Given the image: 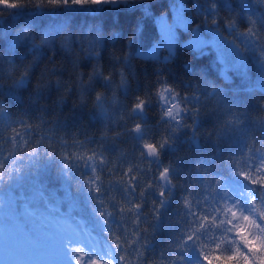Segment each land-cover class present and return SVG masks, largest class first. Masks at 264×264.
I'll return each mask as SVG.
<instances>
[{
	"label": "trees",
	"instance_id": "16d2710c",
	"mask_svg": "<svg viewBox=\"0 0 264 264\" xmlns=\"http://www.w3.org/2000/svg\"><path fill=\"white\" fill-rule=\"evenodd\" d=\"M212 2L219 5L220 12L237 13L241 18V26H246V14L258 12L254 0H132L130 5L56 7L54 11H36V7L30 5L10 12L8 7H4L0 14V55L20 64L35 57L39 59L26 87L0 88V105H7L9 115L13 118L25 115L37 120L56 114V134L62 138L78 137L85 146L90 144L109 160V165L114 166L111 174L106 172L107 166L100 167V171H105L106 179L111 175L112 180L107 187L110 191L115 190L118 197L123 199V189L118 186L115 177L123 175L124 166L127 164L142 167L145 162L139 158L140 137L125 131L126 127L131 128V125L138 121L130 119L129 113L122 109L130 107L135 96L143 94L145 85L150 84L157 75L167 73L168 82L178 85L183 91H191L194 80L198 81L197 87L202 84L200 77L203 75L224 89L226 100L230 104L229 111H216L215 101L205 100L203 97L197 100L190 96L186 106L191 108L198 104L200 108L197 125L199 146L194 142L193 136L189 138L190 130L184 129L175 137L174 145L164 150L159 164L155 161L154 163L159 167L160 164L172 161L175 165L172 175L179 179L189 172L190 184L195 185L196 192L204 194L211 186V179L215 174L211 167H207L202 170L201 178L194 168L197 161L215 154L218 146L202 137L233 109L245 111V131L229 136L219 146L222 153L242 151L246 147L248 135L259 132L252 114L260 111L257 97L264 99V65L260 63L255 44L249 42L248 52L240 54L217 28L207 24L198 25L201 16L215 15L209 7ZM180 7L184 20L187 19L189 24L188 27L177 29L174 54L167 58H164L166 55L159 58L148 57L147 54L161 41L159 17L171 16L173 9ZM260 15L264 16V12H260ZM26 27L31 28L32 33L21 38L18 33ZM45 33L51 37L50 45L55 49V55L48 46H37L34 43ZM195 33L208 41V49L197 46ZM67 34L87 37L92 41L90 46L93 52L100 51L99 58L106 68L121 67L120 72L128 73L129 85L126 90L117 91L119 107L111 109L110 122L105 121L92 109L90 103L77 106L75 89L67 96L68 100L63 105L56 100L59 90L55 85L40 93H36L34 89L35 80L49 56H53L57 64H67L71 61L72 54L61 49L58 43L60 38ZM189 42H192L193 47L187 45ZM124 52L128 54L127 62L123 59L124 55H117ZM94 62L92 56L81 57V67L86 71ZM57 74L67 78L66 71ZM125 76L128 79L126 73ZM117 86L114 84V87ZM105 87L104 82L97 78L89 95ZM196 95H207V89L201 88L200 93L196 92ZM157 111V105L150 103L143 114L136 113V117L151 131L150 135L162 130L164 122H157ZM186 119L191 121L190 113L186 114ZM3 128L4 117L0 116V135L3 134ZM102 128L106 134L104 139L99 135ZM179 156L183 158L177 159ZM2 157L3 153L0 152V158ZM21 168L20 174H13L11 183L7 182L0 188V199L4 202V206L0 207V233L4 230L9 232L29 213L37 216L53 214L54 217H63L86 225L110 242L109 230L117 228L121 222L113 215L105 217L109 221L108 225H105L99 217L98 213L104 210L105 205H99L86 191L82 182L83 177L90 174V168L73 165L70 172H66L61 161L56 158L49 159L46 155L22 163ZM217 174L225 178L232 196L248 187L245 181L233 176L226 169H220ZM184 192L186 189L177 188L170 202L162 210L160 218L154 222L155 233L148 248L149 255L159 254L169 241L178 242L180 225L174 224L173 219L179 215V202ZM147 195L158 199L154 192ZM107 207L114 210L115 205L109 204ZM184 223H187V219ZM184 264H201L199 254L190 252Z\"/></svg>",
	"mask_w": 264,
	"mask_h": 264
},
{
	"label": "clouds",
	"instance_id": "9594fccd",
	"mask_svg": "<svg viewBox=\"0 0 264 264\" xmlns=\"http://www.w3.org/2000/svg\"><path fill=\"white\" fill-rule=\"evenodd\" d=\"M43 2L45 0H0V6L11 7L24 3L40 4ZM254 3L258 12L256 14H246L244 17L246 26H241V18L237 13L226 14L220 12L218 10L219 5L214 2L210 3L209 7L213 9L215 15L201 16L197 23L198 25L207 24L217 28L240 54H244L242 49L247 47L248 41L255 45L256 42L264 44V19L260 15V12H264V4L258 3L257 0H254ZM35 10L54 11L56 7H36ZM221 21H223V24H221ZM64 37L71 41V52L65 48ZM58 43L61 49L72 54V59L67 64H57L56 60H53V56H49L35 80L34 89L36 93L55 85L59 90L56 100L60 105H63L68 100L67 96H70L75 89L77 106H82L80 98L81 82L88 84L89 77L94 71L102 72L105 76L111 74L114 84L119 85L121 75L119 69L121 67L109 66L106 68L99 58L100 51L93 52L87 37L67 34L62 36ZM44 46H48L53 50V55H55V49L51 45ZM256 47L258 54L259 47L258 45ZM85 53L87 54L85 55ZM78 54L79 58H77ZM125 54L127 53H117V55ZM82 56H92L95 61L87 71L81 67ZM38 59L39 57H35L26 63L20 64L11 58L0 55V88L4 86H8L10 89L26 87ZM65 71L67 72V78L57 74ZM125 73L128 77V73L124 71V75ZM21 76L24 77L22 83H20ZM97 78L99 77L94 78L93 84ZM197 84L198 81L194 80L193 89L183 91L178 85L168 82L167 73H164L155 76L150 84L147 83L143 94L135 96L130 108H135L141 100L148 101L147 105L155 103L158 107L157 122L163 121L164 123L161 127L162 130L145 136L143 141L140 142L143 152L139 151V158L145 162L144 165L138 167L135 164H127L124 166L123 175L115 177L118 186L123 189V199L118 197L115 190L110 191L108 189L107 185L112 180L111 175L106 179L105 171H100V165L107 166L106 172L111 174L114 171V166L109 165V160L90 144L85 146L78 137L62 138L56 134L54 130L57 120L56 114L37 120L30 119L25 115H17L13 118L9 115L7 105H0L4 109L3 114L0 115L4 117L3 134L0 135V152L3 153V157L0 158V179L7 183L9 177L13 174L22 172V163L45 155L49 159L56 158L61 161L62 168L66 172H70L73 165L90 168V174L84 176L82 182L86 191L92 195L94 200L99 205H105L104 210L99 211V217L103 219V223L106 225L109 221L105 217L113 215L117 216L121 222L117 228L110 229L108 235L111 244L121 250L120 259L122 264H182L183 258L188 255L184 251L185 245L192 236H195L196 239L192 240L191 244H187V247L191 252L195 251L199 254L201 264H232L226 257L239 255L237 246H242V238L237 233L242 224L241 216L248 215L245 209L239 207V205L242 199H247V196L241 197L239 195L235 197V200L221 198L223 192L221 191L220 196H217L214 191L216 185L213 183L205 190L204 194H201L195 191V185L190 184L189 172L177 179L172 175L175 167L172 161L160 164L159 167L154 163V161L162 160L165 146L171 144L173 140L175 141V137L183 130L174 136L173 128L176 123L183 124L186 129L190 130V139L193 136L191 129L195 123V134L197 135L198 122H194L192 119L189 121L185 115H182V110L186 111L189 107L179 102L185 94L190 97L198 92ZM168 88L172 89V92L168 93L169 97L173 93L179 97L176 101V107L172 110H168L167 104L162 99L161 89ZM122 90L124 89H117V91ZM111 91L107 88H99L92 95L86 96V103H90L93 107L95 98L99 93L103 92L111 96ZM257 103L260 105V111L252 114L255 123H258L259 118L264 117V99L257 97ZM234 111L237 110L233 109L215 127L204 134L202 138L206 141L211 140L218 146V149L215 154L207 156L205 160L197 161L194 171L201 178H203L202 170L207 167H211L214 176L217 177L220 169H226L230 173L246 171L251 178L259 179L260 183L264 184V179H260L256 175L257 172H264V163L260 161V151H258L264 150V145H262L264 136L260 132L250 133L246 139V147L240 152L222 153L219 150V146L231 134L221 136L219 143L216 142L217 134L221 130L227 132V129H222L221 125L227 122ZM170 119L172 120L171 124L169 123ZM144 126L142 122L138 121L133 123L131 128L140 131ZM233 127V125L228 124V128ZM48 133H53V135H47ZM99 135L101 139L105 138L106 134L103 128ZM250 147L251 151H249ZM144 153L147 154V159H144ZM182 158L181 156L177 157V159ZM169 169H171V175H169ZM238 177L245 181L248 187L252 186L243 175H238ZM177 188L186 189V192L182 193L179 202V215L173 219L174 224L180 225L178 242L169 241L159 254L149 255L148 248L155 233L154 222L160 218L162 210L170 202ZM260 191L261 189L257 190V197H259ZM149 192H154L158 199L148 196ZM101 197H104V199H101ZM109 204L115 205L114 210H109L107 207ZM146 204L147 209L145 210ZM198 208L201 216L193 219V214ZM215 209L219 210L216 211ZM234 210H237L239 214L232 215ZM257 210H259L258 203ZM185 219H187V223H184ZM228 245L232 246L231 251L228 250ZM69 254L71 264H115L111 256L102 257L94 254L83 244L73 243L69 248ZM205 256H207V260H205Z\"/></svg>",
	"mask_w": 264,
	"mask_h": 264
},
{
	"label": "snow or ice",
	"instance_id": "6c2138e0",
	"mask_svg": "<svg viewBox=\"0 0 264 264\" xmlns=\"http://www.w3.org/2000/svg\"><path fill=\"white\" fill-rule=\"evenodd\" d=\"M118 2H128V0H45V2L40 4H29L24 3L20 5H14L11 7H8V10L15 11L18 8L21 7H28V6H35V7H73V6H80V7H86V6H101L105 3H118ZM258 3L264 4V0H257ZM4 9V6H0V14H2ZM262 19H264V16H262ZM32 33L31 28H24L21 30V33H18V35H21V38L30 36ZM63 42L65 45V48L71 52V41L67 38H63ZM250 42V41H248ZM35 44H38L39 46L44 45H50L51 43V37L49 34L45 33L38 37L35 41ZM92 41L89 40V44L91 45ZM256 45L259 47L258 55L260 57V63L264 65V44H259V42H256ZM255 45V50L257 51V47ZM239 47V45H237ZM244 53L248 52V48L244 47L242 49ZM119 59V57H118ZM123 59L125 62L128 60V54H125ZM220 60V57H218ZM221 62V61H220ZM223 64V63H222ZM99 77L103 80L104 84L106 85L105 88L112 90L111 96L106 95L105 93L101 92L99 93L95 101L93 103L92 109H95L99 115H101L105 121L111 120V109L113 107H119V101L117 99V89L123 88L124 90L127 89L128 85V79L124 75L123 72H121L120 75V82L117 87H114V79L111 74L105 76L102 72H96L94 71L91 76L89 77L88 84H84L83 81L81 82V88H80V98H81V104L82 106L87 105L86 103V96L89 95L90 92H92L93 88V80L94 78ZM24 77L21 76L20 83L23 82ZM202 84L198 85L199 93L200 89H207V95L200 96L196 95L194 93L192 97H194L197 100H201V97H203L205 100H212L215 101V108L216 111H223L228 112L230 109V104L226 100L225 92L222 87H218L215 85L212 81L207 80L203 75L200 77ZM172 92L171 88L168 89H161L162 93V99L165 101V103L168 106V110H172L176 107V101L179 99V97L173 93L171 97L168 96V93ZM188 96L185 95L182 100H180V104L186 105ZM147 103L148 101L141 100L137 103V106L135 108L126 107L122 109L123 111H126L129 113L130 119L133 121H140V118L136 117V113L143 114L147 110ZM4 112V109L0 107V115H2ZM191 115V119L194 122H198L200 118V108L198 107V104L195 106H192L191 108L187 109L186 111L182 110V115L189 114ZM247 120V114L245 111H234L232 112L231 117L227 120V122L223 125H221L222 129H227V132L221 130L218 132L216 137V142H220L221 136L226 135H235L238 133H243L245 131L244 125ZM169 123H172V120L170 119ZM228 124L233 125V128H228ZM257 129L261 133L262 136H264V117H261L258 119V123H255ZM186 129L183 124L176 123L173 128V135L175 136L178 134L181 130ZM125 131L128 133H132L137 137H140L139 143L143 141L145 136L150 134V131L144 126L141 128L140 131H136L132 128H125ZM193 133V139L194 142L197 143V146H199L198 141L199 138L197 137L196 133V127L195 123L192 126L191 129ZM175 141L173 140L171 144L166 145L165 147L173 146ZM262 145H264V141H262ZM140 152H143V149L140 148ZM249 151H251V147L249 148ZM260 151L259 159L262 163H264V150H258ZM144 159H147V154H143ZM251 159V156L249 157ZM157 164H159V161H155ZM103 165H100L102 167ZM233 176L243 175L246 180L249 181V183L252 185L251 187H247L245 191L240 193L241 197L247 196V199H242L240 201L239 207H242L245 209V211L248 213V215H242L241 220L242 224L238 229V235L242 238V246H237L239 255H232L229 257H226L227 260L231 261L232 264H264V184H261L259 179L251 178L246 171L241 172H233L231 173ZM169 175H171V169H169ZM257 177L260 179H264V172H257ZM13 179V176L9 177L8 182L11 183ZM211 183L216 185L215 193L217 196H220L221 191L223 192V196L221 198H230L232 200H235V197L231 194V189L228 187L226 180L222 176H214L211 180ZM5 186V181L3 179H0V188H3ZM261 189L259 197H257V190ZM131 191V189H129ZM257 203L259 206V210H257ZM4 206V202L2 199H0V207ZM218 211L219 209H215ZM238 211L234 210L232 212V215H238ZM201 212L198 208L195 214H193V219L200 217ZM106 225V224H105ZM86 230L87 228H81L79 226L73 225L69 223L67 226L60 229V235H59V248L62 252V254L67 259L68 262H71L70 260V254H69V248L73 243L76 244H83L84 239L86 238ZM25 231H27V226H25ZM196 237L192 236L191 239L187 241V244H191L192 240H195ZM75 241V242H74ZM33 246H36V242H32ZM187 244L185 245L184 251L190 255L191 250L187 247ZM111 245V248L108 251L107 256H111L113 258V255L115 254V258L113 260L115 261V264H122V261L120 259V252L121 250L118 249L116 246ZM231 245H228V250L231 251ZM93 253H95V245L93 246ZM186 256L183 258L182 264H184ZM220 258V257H217ZM205 260H207V256H205Z\"/></svg>",
	"mask_w": 264,
	"mask_h": 264
},
{
	"label": "rangeland",
	"instance_id": "374dc122",
	"mask_svg": "<svg viewBox=\"0 0 264 264\" xmlns=\"http://www.w3.org/2000/svg\"><path fill=\"white\" fill-rule=\"evenodd\" d=\"M131 2L132 0H128V2L105 3L101 7L107 5L118 6L121 4L130 5ZM188 24V20H184L182 7L173 9L171 16L163 15L159 17L158 26L161 33V41L153 47L147 56L159 58L166 55L164 58L171 57L175 52L176 38L178 36L177 29L179 27H188ZM194 37L198 47L201 46L205 50L209 48L208 41L202 38L200 34L195 33ZM187 45L193 47L192 42L187 43ZM241 192L243 191H238L233 196L237 197ZM42 234H47V236H40L36 239L30 233L24 236L22 231L18 236H13L11 241L6 235H0V264H67V259L59 248V239L51 241L55 235L54 231L50 230L47 233L43 231ZM33 241L36 242V246H33ZM85 243L83 242V245ZM86 247L90 251H93V246L87 244ZM39 248L42 251H39ZM108 251L105 247H100L99 244L95 247V253L102 257L107 256ZM68 264H71V262H68Z\"/></svg>",
	"mask_w": 264,
	"mask_h": 264
},
{
	"label": "bare ground",
	"instance_id": "6f19581e",
	"mask_svg": "<svg viewBox=\"0 0 264 264\" xmlns=\"http://www.w3.org/2000/svg\"><path fill=\"white\" fill-rule=\"evenodd\" d=\"M110 225V224H109ZM103 226V225H102ZM98 231V230H97Z\"/></svg>",
	"mask_w": 264,
	"mask_h": 264
}]
</instances>
